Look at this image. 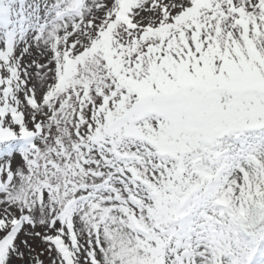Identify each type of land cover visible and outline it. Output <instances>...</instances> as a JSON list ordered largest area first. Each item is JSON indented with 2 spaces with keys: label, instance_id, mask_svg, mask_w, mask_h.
Segmentation results:
<instances>
[{
  "label": "snow or ice",
  "instance_id": "6c2138e0",
  "mask_svg": "<svg viewBox=\"0 0 264 264\" xmlns=\"http://www.w3.org/2000/svg\"><path fill=\"white\" fill-rule=\"evenodd\" d=\"M0 264H264V0H0Z\"/></svg>",
  "mask_w": 264,
  "mask_h": 264
}]
</instances>
